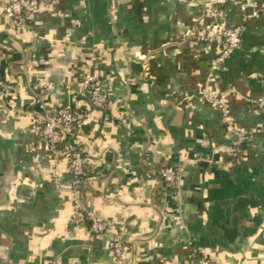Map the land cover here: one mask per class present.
Instances as JSON below:
<instances>
[{
	"label": "crops",
	"instance_id": "0c3cea01",
	"mask_svg": "<svg viewBox=\"0 0 264 264\" xmlns=\"http://www.w3.org/2000/svg\"><path fill=\"white\" fill-rule=\"evenodd\" d=\"M224 19L242 41L214 71L221 42L189 37L211 23L205 0H41L23 29L0 15V264H120L116 237L124 264H264V0H230ZM86 71L108 105L55 155L37 120L86 108ZM235 128L253 133L236 150ZM75 150L87 177L74 188ZM89 210L114 228L92 233Z\"/></svg>",
	"mask_w": 264,
	"mask_h": 264
},
{
	"label": "built area",
	"instance_id": "2783aa9c",
	"mask_svg": "<svg viewBox=\"0 0 264 264\" xmlns=\"http://www.w3.org/2000/svg\"><path fill=\"white\" fill-rule=\"evenodd\" d=\"M230 0H205L207 15L211 18V23L196 28L189 37L197 42H203L209 51L217 43L221 42L222 47L211 60V68L216 71L226 61L230 55L240 46L242 41V26L228 25L224 19V7ZM41 0H0V15L5 17L11 26L18 29L27 28L39 12ZM79 93L88 95L89 105L86 108H74L71 105H65L57 109L51 116L41 117L37 120L41 139L45 142L48 150L58 153V146L61 139L72 132L74 127L82 126L92 119L94 111L104 110L108 105V97L104 90L103 81L86 71L82 76L79 86ZM2 89L0 87V96ZM223 112L227 117L228 108L225 96L217 98ZM256 106L264 111V94L255 99ZM253 133L240 129H234L233 149L240 148L244 143L252 138ZM68 169L72 174V185L77 187L87 177L86 157L81 150H75L68 154ZM160 176L167 186L177 185L180 175L179 170L172 165H164L160 169ZM54 178L59 173L56 169L52 171ZM86 217L89 220L90 231L94 234H103L114 228V221L110 219H101L94 211H86ZM110 246L117 261L124 264L128 259V251L120 237L110 241ZM196 264H214L207 257L202 256Z\"/></svg>",
	"mask_w": 264,
	"mask_h": 264
},
{
	"label": "trees",
	"instance_id": "16d2710c",
	"mask_svg": "<svg viewBox=\"0 0 264 264\" xmlns=\"http://www.w3.org/2000/svg\"><path fill=\"white\" fill-rule=\"evenodd\" d=\"M89 221V220H88ZM88 224H90V223H88Z\"/></svg>",
	"mask_w": 264,
	"mask_h": 264
}]
</instances>
